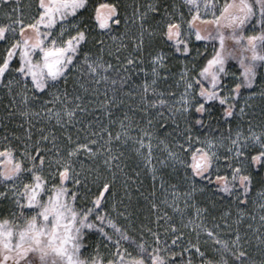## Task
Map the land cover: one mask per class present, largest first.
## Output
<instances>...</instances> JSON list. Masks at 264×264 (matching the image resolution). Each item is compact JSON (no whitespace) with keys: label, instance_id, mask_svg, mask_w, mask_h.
I'll return each instance as SVG.
<instances>
[{"label":"snow or ice","instance_id":"obj_1","mask_svg":"<svg viewBox=\"0 0 264 264\" xmlns=\"http://www.w3.org/2000/svg\"><path fill=\"white\" fill-rule=\"evenodd\" d=\"M89 3L0 0V264H264V0Z\"/></svg>","mask_w":264,"mask_h":264},{"label":"rangeland","instance_id":"obj_2","mask_svg":"<svg viewBox=\"0 0 264 264\" xmlns=\"http://www.w3.org/2000/svg\"><path fill=\"white\" fill-rule=\"evenodd\" d=\"M22 2L25 6V19H26V22H28V20H30L31 16L35 13L36 0H22ZM115 2L121 3L122 11L126 12L130 16L132 11H133V7L137 4L145 3L146 0H90L89 9H88V13L86 14V16L87 15H94L95 9L97 7H99L100 4L115 3ZM181 2H182V0H168V3H170V4L175 3V4L179 5ZM29 6H31V8H29ZM182 10L185 12L187 11L186 9H182ZM101 11L103 12L104 10L101 9ZM0 16H2V13H0ZM188 18L190 19V17H188ZM200 27H201L202 31H204L206 29L210 30V28H208V26H206V25H200ZM124 30H125L124 25L122 23L120 25L119 30L114 29L111 33H104L102 35V38L105 40L106 46L114 47L112 38L116 37L117 43H118L119 40L122 39L121 33H123ZM129 31L134 33L136 31V27L130 25ZM92 35L96 36V37H101V33L99 32V30L93 32ZM193 39H194V37H193ZM204 45H205V42H203V41L196 42V46L200 48L201 52L204 51ZM86 47H91V44L86 45ZM3 48H4V45L0 44V54H2ZM208 52L211 53V47L210 46L208 47ZM13 67H18V64L14 63ZM170 67H172V71L177 74L175 76V79H178V73L183 69V63L181 61H173L172 65H170ZM237 67H238V64L236 61H230L229 62L230 72L236 71ZM71 75H75V73H73ZM237 75H239L238 72H237ZM9 79H19V77L15 76L14 74L12 76H6L4 79V83L6 84ZM133 79L136 83H141L143 76H142V74H140L138 76H134ZM170 83H172V81H170ZM16 90H18V86L14 85V92ZM170 90L175 91L177 93V98H178L179 93L183 91V88L182 87H179V88L173 87ZM252 91H254L257 94L255 99L248 101V103L250 105H252V109L250 110V114H246L241 119L244 121L243 128L246 130L248 128V121L250 119H252V115L254 114L255 119H252V124L254 126V130L257 133H259L260 129H259V127H256V125H259L261 123V119H260L261 108L264 107V101H262L259 98V93L261 91H264V68L258 69L257 80H256V83H255ZM249 95H250L249 92L243 93L244 97H248ZM10 99H11V96L8 93L7 89L3 86V84H0V117H2L4 115V106L9 104ZM243 104H244V99H241L239 106H242ZM246 112H249V110H246ZM137 119H139V117H137ZM18 122L19 121H17V123ZM206 124H207V120H206ZM10 127H15V124L10 125ZM217 127H220V126L216 125L215 123H213L211 125V128L213 130L216 129ZM228 127H229V125H227V124L222 126L225 133H226ZM181 128H183V123H181ZM166 131H171V128L166 129ZM204 134H208V131L205 130ZM3 135H4V131L2 128H0V137H2ZM73 138L75 139V132L74 131H73ZM201 138H203V136H201ZM161 139H163V135H161ZM154 146H155V142H154ZM126 155H127L129 160L134 159V155L131 152V150H129ZM154 156H160V151L159 150L154 151ZM135 159H136V163L139 166L135 167L134 169H129V172H130V174L133 175V179H135V176H134L135 171H139L141 173V175L139 177V181L143 184V188L141 190H146V189H148V187L151 183L150 175L146 174L144 166L140 162V160L138 158H135ZM153 164H156V166L159 167L156 160L153 161ZM77 167H79V165H77ZM132 187H133V199L135 201V199H136L135 188L137 187V185H133ZM209 195H210V193H209ZM217 199H219V198L217 197ZM147 215H148V212L145 208L142 215H141V218H143V216H147Z\"/></svg>","mask_w":264,"mask_h":264},{"label":"trees","instance_id":"obj_3","mask_svg":"<svg viewBox=\"0 0 264 264\" xmlns=\"http://www.w3.org/2000/svg\"><path fill=\"white\" fill-rule=\"evenodd\" d=\"M220 109H219V106L217 105V111H219Z\"/></svg>","mask_w":264,"mask_h":264}]
</instances>
